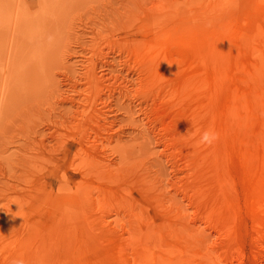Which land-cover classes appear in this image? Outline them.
Masks as SVG:
<instances>
[{
	"label": "rangeland",
	"instance_id": "rangeland-1",
	"mask_svg": "<svg viewBox=\"0 0 264 264\" xmlns=\"http://www.w3.org/2000/svg\"><path fill=\"white\" fill-rule=\"evenodd\" d=\"M262 1L0 0V264L23 257L24 242L27 249L39 246L43 258L33 264L50 256L65 260L67 242L80 248L74 258L90 257L87 245L105 251L96 245L98 226L128 230L142 221L140 207L156 204L141 190L183 212L196 234L215 239L180 188L193 178L203 123L177 99L176 70L201 60L209 68L229 62L232 88L241 89L253 61L248 44L233 40L222 53L203 35L227 21L245 32L241 22ZM229 169L237 178L239 169ZM188 249L195 253L186 259H167L168 247L145 248L137 259L229 264L224 255ZM126 259L134 264L135 257Z\"/></svg>",
	"mask_w": 264,
	"mask_h": 264
},
{
	"label": "bare ground",
	"instance_id": "bare-ground-1",
	"mask_svg": "<svg viewBox=\"0 0 264 264\" xmlns=\"http://www.w3.org/2000/svg\"><path fill=\"white\" fill-rule=\"evenodd\" d=\"M257 7L259 9L254 15L241 22L243 30L246 29L245 32H242L241 26L236 29L232 22L227 21L224 26L218 25V29L221 28L220 31L207 32L204 35L200 33L204 38L216 40L213 49L217 46V49L220 48L218 51L223 50L222 53L233 48V40H241L245 43V47L246 43L248 44V55L253 61L251 64H247L250 67L248 66L247 75H244L245 79L242 80L241 86L243 87L236 84L241 89L232 88L231 75L234 73L229 74L232 71L228 67L229 62L224 66L215 62L216 66L209 68L201 60L196 61L197 63L195 62L194 65L190 64L186 69H180L184 70L183 72L178 73L176 70L177 74L181 73L176 81L177 99L188 105L195 120L203 123L201 137L205 131L215 133L218 137L210 145L206 143L198 145L199 154L191 162L190 176L192 175L193 178L188 180L187 184L180 186L181 191H185V194L187 193L190 198L188 199L193 203H189V206L193 207L192 205H194L193 216L210 228V236L212 235L211 230L216 233L215 239L209 241L202 235H198L200 233L196 234L193 224L188 222L182 209L180 210L182 213L174 211L175 209L169 210L171 207L168 209L163 206L157 195L141 190L142 195L154 198L156 204L151 209L140 207L142 221L128 230H124V228L115 230L109 225L98 226V235H100L102 243L101 245L96 243V245L101 246L100 248L105 251L98 252L100 249L97 250L94 243L89 240L93 243V247L87 245L88 249L93 250L90 251V254L95 256L90 255L87 258L86 255L81 254L79 258H74L71 254L77 253L80 248L74 241L70 245L67 242L68 245L65 244L67 249L65 247L64 251L67 254L65 257L69 259L65 258L62 261L56 260L57 257L50 256L52 251L47 246L45 248L50 257L44 261L41 260V264H128L126 259L128 255L135 257L134 264H139L137 257L146 251L145 248L161 249L166 247L173 249L165 252L167 259L176 254L182 255L183 259H186L189 254L195 253L188 248H202L206 251L204 255L209 256L213 253L219 257L224 255L226 257L224 259L229 264H234L235 256L236 264H264V1ZM195 21L196 24L204 27V22L201 19ZM198 30L200 31V29ZM200 34L198 33V35ZM243 43L241 44L244 46ZM237 67L239 68L238 65ZM239 84L241 83L239 82ZM72 129L74 128L72 127ZM229 166H236L239 169L237 178L230 176ZM237 184L240 189H236ZM150 191L152 192V190ZM108 199L111 198L108 197ZM132 199L137 202L135 197ZM151 210L155 216L150 215ZM90 229L92 230V228ZM57 232L55 235L58 234ZM124 232L126 236H124ZM91 238L95 240L93 237ZM26 244L24 242L25 249H21L19 252L21 256L24 254L19 258H23L24 264H33L43 258L36 250L39 246H36V249L28 248V250ZM43 245L41 249H44ZM70 248L72 251L68 253ZM245 248H248L247 252ZM85 253L87 254V251ZM200 253L203 255V252ZM78 254L76 255L78 256ZM11 255L9 254L10 257Z\"/></svg>",
	"mask_w": 264,
	"mask_h": 264
},
{
	"label": "clouds",
	"instance_id": "clouds-1",
	"mask_svg": "<svg viewBox=\"0 0 264 264\" xmlns=\"http://www.w3.org/2000/svg\"><path fill=\"white\" fill-rule=\"evenodd\" d=\"M171 66V65H169ZM218 137L215 133H210L208 131H205L201 137V143L211 144L215 139ZM12 264H24V261L22 259H17L12 262Z\"/></svg>",
	"mask_w": 264,
	"mask_h": 264
}]
</instances>
